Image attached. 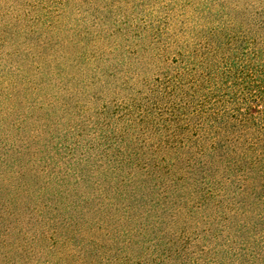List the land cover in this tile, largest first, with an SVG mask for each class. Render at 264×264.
I'll list each match as a JSON object with an SVG mask.
<instances>
[{"label":"rangeland","instance_id":"374dc122","mask_svg":"<svg viewBox=\"0 0 264 264\" xmlns=\"http://www.w3.org/2000/svg\"><path fill=\"white\" fill-rule=\"evenodd\" d=\"M219 35L264 45V0H0V264H264L263 184L196 175L170 109Z\"/></svg>","mask_w":264,"mask_h":264},{"label":"trees","instance_id":"16d2710c","mask_svg":"<svg viewBox=\"0 0 264 264\" xmlns=\"http://www.w3.org/2000/svg\"><path fill=\"white\" fill-rule=\"evenodd\" d=\"M12 27L13 24L7 28L11 31ZM18 32L19 36L23 33L20 29ZM224 40V35L212 38L204 61L194 64L191 70L184 67L174 75L172 79L180 83L182 79H194L196 99L186 97L185 85L181 84L182 92L170 109L185 115L187 120L184 117L183 124L192 127L191 143L199 156L195 159L198 167L193 168L196 175L209 180L215 165V169L224 171L228 181H244L246 190L256 191L255 183L264 187V45L256 40L258 46H254L253 41L232 35L226 45ZM18 52L15 50L16 55ZM4 152L0 159L5 166V176L0 179V241L13 234L5 231L6 218L17 215V210L22 212L30 204V198L22 193L14 196L11 192L12 180L6 176L10 177L7 169L13 151ZM8 204L17 207L4 209ZM38 218L35 220L40 222ZM62 233L65 239L72 238V233Z\"/></svg>","mask_w":264,"mask_h":264}]
</instances>
